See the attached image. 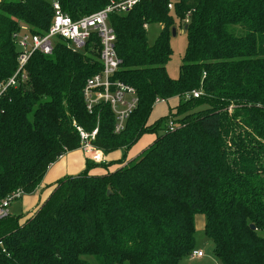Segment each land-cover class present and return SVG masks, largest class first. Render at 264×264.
Instances as JSON below:
<instances>
[{
  "label": "trees",
  "instance_id": "obj_1",
  "mask_svg": "<svg viewBox=\"0 0 264 264\" xmlns=\"http://www.w3.org/2000/svg\"><path fill=\"white\" fill-rule=\"evenodd\" d=\"M52 1L0 0V84L17 69L14 34H44ZM57 1L78 19L121 0ZM108 21L115 77L138 97L124 129L114 132L108 105L86 109L85 82L101 69L95 37L81 52L58 42L50 55L32 53L26 78L0 95V200L34 193L51 164L81 147L78 128L96 129L91 143L104 155L128 150L158 128L147 125L155 103L176 97L165 118L175 128L114 171L90 175L110 163L86 159L31 214L2 219L0 264H179L196 250L195 214L221 264H264V0H138ZM176 21L186 47L173 79Z\"/></svg>",
  "mask_w": 264,
  "mask_h": 264
},
{
  "label": "built area",
  "instance_id": "obj_2",
  "mask_svg": "<svg viewBox=\"0 0 264 264\" xmlns=\"http://www.w3.org/2000/svg\"><path fill=\"white\" fill-rule=\"evenodd\" d=\"M138 0L111 1L106 8L90 15L73 19L61 11L57 0L52 1L54 9L53 19L48 30L44 34H33L26 28L15 33V43L18 50L17 69L4 84H0V95L7 86H15L18 77L21 81L26 78L25 66L29 57L34 52L50 55L58 42H63L74 51L83 50L86 43L95 37L99 47V61L101 69L87 78L83 89V98L86 109L91 112L95 105L106 104L114 115V132L119 133L124 129L125 122L138 103L135 88L123 81L118 80L115 74L119 68L120 60L115 50V33L108 21L111 11L124 13L129 10ZM171 9L172 5L168 4ZM199 91L191 92L193 97H198ZM175 123L172 118L168 119L166 129L172 131ZM82 139L81 147L85 154L94 161L104 160V154L94 147L91 141L94 139L96 129L90 134L78 128ZM24 195L21 189H16L0 200V221L9 215L8 207L15 199ZM202 257L201 250H193L191 255Z\"/></svg>",
  "mask_w": 264,
  "mask_h": 264
},
{
  "label": "rangeland",
  "instance_id": "obj_3",
  "mask_svg": "<svg viewBox=\"0 0 264 264\" xmlns=\"http://www.w3.org/2000/svg\"><path fill=\"white\" fill-rule=\"evenodd\" d=\"M159 30H160V25L158 24H152L147 27V40L149 44H152L154 42ZM170 46L172 49V54L170 56L169 61L166 64V71L171 78L176 79L178 77L179 66L181 64V59L186 47L185 29L182 25L178 24V21H176V25H175V34L171 35L170 37ZM78 51L81 52L82 50H78ZM170 106H172L171 103ZM168 114H169L168 104L161 103V101H157L149 115V119L147 122L148 126L159 123L155 133L147 132L144 135H142L139 138V140L128 150L119 148L117 150H114L106 154V158L103 161L94 162V163L96 164L110 163V165H116L118 164V160L120 161L122 160L119 165L125 163L126 158H129L135 152H137L142 145L147 144V142L150 141L154 136L156 137L163 133L168 123V121L165 119L168 116ZM172 120L175 121L174 117L172 118ZM124 165H126V163ZM98 167L108 168L107 165L104 167L100 165L94 168H98ZM94 168H92L90 171L94 170ZM36 199H37V195L35 193L34 194L32 193L28 195L26 194L22 195L21 198L13 200L8 207L9 215L13 217H21L24 216L25 214L26 215L31 214L39 207L38 206L37 208L32 210L35 204L34 201L35 202L37 201ZM204 221H205L204 215L202 214L194 215L195 248L202 251L203 257L198 258L195 256L192 257L189 256L182 259L179 262V264H218V263L221 264V262H219L213 254L214 246L212 240H210L204 233ZM260 235L264 236V232H260ZM85 259L88 260L91 264H97L92 256H86Z\"/></svg>",
  "mask_w": 264,
  "mask_h": 264
},
{
  "label": "crops",
  "instance_id": "obj_4",
  "mask_svg": "<svg viewBox=\"0 0 264 264\" xmlns=\"http://www.w3.org/2000/svg\"><path fill=\"white\" fill-rule=\"evenodd\" d=\"M161 103H166L168 104V108H174L177 103H178V98L173 97L169 99L168 101H161ZM170 103L172 106H170ZM156 137L154 136L150 141L147 142V144H144L140 147V149L135 152L132 156L129 158H126V164L129 163L130 161L134 160L142 151H144L146 148L149 147V145L152 144ZM106 158V155H104V159ZM90 158L88 157L87 154L84 153L82 148H79L77 150L67 152L60 156L53 164H51L44 177L42 178L39 186L35 190V194L37 195V201H34V207L32 208L35 209L38 206H40L48 197L49 193L52 191L54 188L56 182L69 175H76L80 172H82L85 168V160ZM125 163L121 164L124 165ZM120 160H118V164L116 165H109L107 164L108 168H94V170L90 171V175H102L107 173L108 171H114L116 168H119L121 165ZM101 170V171H99ZM103 171V173H102ZM33 193V194H34ZM31 211V210H30ZM203 215V214H202ZM205 223V221H204ZM199 250V249H197ZM203 257V256H202ZM219 264V263H218Z\"/></svg>",
  "mask_w": 264,
  "mask_h": 264
},
{
  "label": "water",
  "instance_id": "obj_5",
  "mask_svg": "<svg viewBox=\"0 0 264 264\" xmlns=\"http://www.w3.org/2000/svg\"><path fill=\"white\" fill-rule=\"evenodd\" d=\"M174 34H175V29L172 30V35H174Z\"/></svg>",
  "mask_w": 264,
  "mask_h": 264
}]
</instances>
